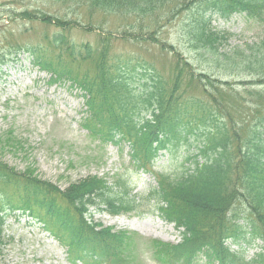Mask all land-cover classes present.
<instances>
[{
  "label": "trees",
  "instance_id": "trees-1",
  "mask_svg": "<svg viewBox=\"0 0 264 264\" xmlns=\"http://www.w3.org/2000/svg\"><path fill=\"white\" fill-rule=\"evenodd\" d=\"M59 1H78L92 11L139 21L176 16L187 48L202 62L252 68L264 79V38L226 61L221 46L231 34L211 25L214 17L228 21L234 15L264 24V0ZM186 10L188 18L183 19L180 14ZM21 16L40 18L28 11ZM109 46L107 40L97 47L79 44L61 32L47 37L44 48L37 44L25 49L50 83L68 82L83 93L88 114L81 127L89 137L104 146H127L138 174L154 176L148 202L154 201V212L180 235L176 243H157L158 255L174 264H264V89L250 90V112L245 114L243 102L222 87L226 82L211 83L216 98L189 93L194 80L202 88L206 73L194 74L186 60L177 57L165 77L154 62L114 55ZM170 49L175 50L173 45ZM19 54H3L0 63L17 61ZM83 61L90 66L80 72ZM225 97L239 102L234 111L221 103ZM185 149L191 151L179 161L177 153ZM164 152L176 162L173 175L151 171ZM133 187L125 177L109 184L88 175L61 189L41 179L34 168L18 171L0 158V247L6 242V218L23 216L64 247L74 263L126 264L122 247L130 240L127 232L96 223L93 211L117 215L136 210ZM258 242L259 251L249 253Z\"/></svg>",
  "mask_w": 264,
  "mask_h": 264
},
{
  "label": "rangeland",
  "instance_id": "rangeland-1",
  "mask_svg": "<svg viewBox=\"0 0 264 264\" xmlns=\"http://www.w3.org/2000/svg\"><path fill=\"white\" fill-rule=\"evenodd\" d=\"M22 11L40 18L23 19L19 17ZM180 16L188 18V11ZM43 17L50 19V23L42 21ZM180 21L176 16L161 15L139 21L92 11L78 1L0 0V56L20 51L17 61L0 63V158L18 171L34 168L41 179L61 189L88 175L103 177L109 184L125 177L134 186L132 194L138 201L137 209L117 215L93 211V216L96 223L127 232L130 240L122 247L128 256L126 264H174L168 263L154 248L157 243H176L180 239L173 225L154 212V201L148 202L156 180L153 175L138 174L127 146H104L87 135L81 127L83 115L88 114L83 93L71 88L68 82L50 84L48 75L32 64L25 48L37 44L44 48L47 37L61 32L76 43L96 47L100 41L107 40L112 54L139 55L154 62L165 77L180 57L191 63L194 74L206 73L202 88L194 80L187 88L189 93L199 97L207 95L208 100L216 98V89L211 83L226 82L222 87L232 90L243 102L244 113L249 114L250 106L246 103L249 92L263 90L264 79L257 77L258 71L252 68H228L202 62L187 48L179 29ZM248 21L239 15L228 21L213 18L211 25L216 31L231 34L221 46L226 61L239 57L237 51L246 49V45L264 38V24ZM139 25L143 28L138 29ZM151 33L154 39L149 40ZM171 45L175 50L170 49ZM89 66L83 61L78 67L81 72ZM252 84H255L253 88ZM222 101L232 111L239 103L233 97ZM187 154L186 149L178 152L179 161ZM175 164L168 153H162L153 171L173 175ZM3 228L6 242L0 247V264H70L65 249L28 218L8 216ZM255 251L252 249L249 253Z\"/></svg>",
  "mask_w": 264,
  "mask_h": 264
},
{
  "label": "bare ground",
  "instance_id": "bare-ground-1",
  "mask_svg": "<svg viewBox=\"0 0 264 264\" xmlns=\"http://www.w3.org/2000/svg\"><path fill=\"white\" fill-rule=\"evenodd\" d=\"M27 51V50H26ZM43 73H45V72H43ZM48 75V74H47ZM49 77V76H48ZM48 80H50L49 78H48ZM50 82V81H49ZM50 84H52V83H50ZM56 84V83H55ZM179 169V168H178ZM54 240V239H53ZM56 241V240H55ZM57 242V241H56ZM58 243V242H57ZM59 244V243H58ZM60 245V244H59ZM61 246V245H60ZM62 247V246H61ZM62 248H64V247H62ZM65 249V248H64Z\"/></svg>",
  "mask_w": 264,
  "mask_h": 264
}]
</instances>
